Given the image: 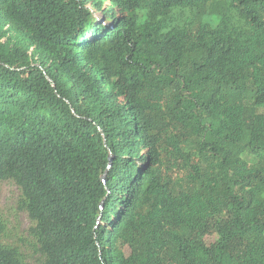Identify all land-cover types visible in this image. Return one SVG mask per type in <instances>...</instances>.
Masks as SVG:
<instances>
[{
	"label": "trees",
	"instance_id": "trees-1",
	"mask_svg": "<svg viewBox=\"0 0 264 264\" xmlns=\"http://www.w3.org/2000/svg\"><path fill=\"white\" fill-rule=\"evenodd\" d=\"M4 180L42 264H264V0H0Z\"/></svg>",
	"mask_w": 264,
	"mask_h": 264
},
{
	"label": "rangeland",
	"instance_id": "rangeland-1",
	"mask_svg": "<svg viewBox=\"0 0 264 264\" xmlns=\"http://www.w3.org/2000/svg\"><path fill=\"white\" fill-rule=\"evenodd\" d=\"M103 6L109 4L108 1L101 3ZM93 5V3H91ZM5 30H10L8 22H3ZM13 33V34H12ZM12 38L22 42L27 47L35 60H42L44 56L29 44L28 41L20 33L12 32ZM21 190L13 180H4L0 184V214L3 220V232L1 241L7 246L17 247L20 249L24 258L30 264H42L43 257L38 251L35 238L31 234L33 222L31 221L28 212L22 208L20 204ZM216 239V236H209L207 242L211 243ZM130 253V250H126Z\"/></svg>",
	"mask_w": 264,
	"mask_h": 264
}]
</instances>
